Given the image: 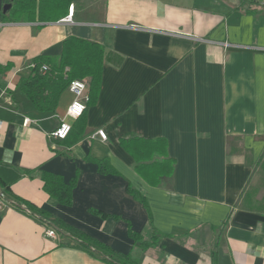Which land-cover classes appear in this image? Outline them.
Returning <instances> with one entry per match:
<instances>
[{
	"label": "crops",
	"instance_id": "obj_1",
	"mask_svg": "<svg viewBox=\"0 0 264 264\" xmlns=\"http://www.w3.org/2000/svg\"><path fill=\"white\" fill-rule=\"evenodd\" d=\"M3 6L0 0V178L15 204L140 264H218L221 253L232 264H264V212L242 203L264 157V0H74L65 16L72 11L71 22L47 23L5 21ZM69 37L104 53L82 138L66 147L48 135L72 94L66 89L54 112L41 113L17 84L33 59L59 57ZM97 130L106 140L93 137ZM133 138L166 140L174 168L157 186L136 174L120 145ZM86 157L107 159L116 174H100ZM43 172L76 179L70 206L43 192ZM16 208L0 200V264H107ZM128 226L146 242L155 232L156 243L142 249Z\"/></svg>",
	"mask_w": 264,
	"mask_h": 264
},
{
	"label": "trees",
	"instance_id": "obj_2",
	"mask_svg": "<svg viewBox=\"0 0 264 264\" xmlns=\"http://www.w3.org/2000/svg\"><path fill=\"white\" fill-rule=\"evenodd\" d=\"M74 0H3L5 4H11V8L4 15L5 21L24 22H57L67 14L69 5ZM103 48L93 42L83 39L69 37L62 43V52L59 57H37L32 60L28 68V73L21 76L17 89L41 113H52L56 110L60 95L67 89L70 81L74 79H89V101L87 105H92L96 101L103 63ZM48 67L46 73H42L40 68ZM85 116L77 118L71 126V131L63 140H57L66 147L76 144L84 133ZM120 145L132 157L135 162V172L149 186H157L161 178L169 177L174 168V159L167 153V142L163 138L141 139L133 138L121 140ZM88 162L96 164L97 170L102 175L116 174L107 159H94L86 157ZM258 175L264 181V157L259 163ZM43 192L50 198L64 206L72 204V190L75 187L76 179L73 178L68 183L62 177L51 173L41 174ZM0 188H3L5 199L17 202L9 193V186L0 178ZM260 188H262L260 190ZM260 188H248L244 192L242 203L246 208L264 212V185ZM126 192L137 202L143 205L148 211L146 200L140 193L132 189L129 185ZM260 192L261 196H260ZM260 196V197H259ZM29 215L36 218L44 225L54 227L59 234H70L77 242V245L88 251L90 254L100 257L107 264H140L129 254L123 255L114 252L104 244L90 238L86 234L70 227L63 221L56 219L44 211L27 204ZM19 211V208H16ZM149 212V211H148ZM95 215L107 217L98 212L91 211ZM149 228L151 218L149 215ZM156 233L153 232L150 242L143 240V236L131 230L128 226V236L134 244L139 243L142 249L149 248L156 243Z\"/></svg>",
	"mask_w": 264,
	"mask_h": 264
},
{
	"label": "built area",
	"instance_id": "obj_3",
	"mask_svg": "<svg viewBox=\"0 0 264 264\" xmlns=\"http://www.w3.org/2000/svg\"><path fill=\"white\" fill-rule=\"evenodd\" d=\"M71 17H72V11L70 12V14L67 17H65L61 21L71 22L72 21ZM223 46L225 48H227L229 45L227 43H224ZM40 71L42 73H46L48 71V67L43 65L40 68ZM67 90L72 94L73 99H72L71 104L68 106V108L66 110L65 118L61 119L59 121L58 126L53 131H51L49 133L48 136L51 139H55V140L65 139L71 131V126L67 123V121L65 119L69 118V119L75 120V119L81 117L84 114V112L86 111V106H87V103L89 101L88 85H87L86 80L85 79H74V80L70 81V83L67 87ZM28 122H29L28 118L24 119L23 125L26 126ZM93 137H98L101 140H106V135H105L103 130L95 131V133L93 134ZM0 200L4 201L8 205L19 208L20 210H22L25 213H29V211L26 207H24L22 205H17L12 200H9L10 202H8L7 199H5L3 192H2V195H0ZM45 235L47 237L53 238L56 236V231L49 227L46 229Z\"/></svg>",
	"mask_w": 264,
	"mask_h": 264
},
{
	"label": "water",
	"instance_id": "obj_4",
	"mask_svg": "<svg viewBox=\"0 0 264 264\" xmlns=\"http://www.w3.org/2000/svg\"><path fill=\"white\" fill-rule=\"evenodd\" d=\"M11 8V5L10 4H5L3 6V9H2V13L3 14H6L7 11ZM0 195H2V192L0 191ZM8 202H10L9 200H7ZM218 264H232L229 257L227 255H224V254H220L219 257H218Z\"/></svg>",
	"mask_w": 264,
	"mask_h": 264
},
{
	"label": "rangeland",
	"instance_id": "obj_5",
	"mask_svg": "<svg viewBox=\"0 0 264 264\" xmlns=\"http://www.w3.org/2000/svg\"><path fill=\"white\" fill-rule=\"evenodd\" d=\"M261 185L263 186L264 185V181L261 180L260 178L258 177H255L251 180L250 184L248 185L250 188H260Z\"/></svg>",
	"mask_w": 264,
	"mask_h": 264
}]
</instances>
